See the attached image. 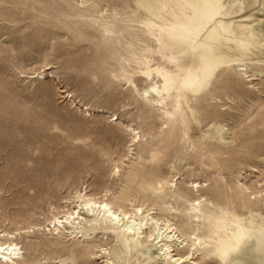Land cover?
Masks as SVG:
<instances>
[{"label": "rangeland", "instance_id": "obj_1", "mask_svg": "<svg viewBox=\"0 0 264 264\" xmlns=\"http://www.w3.org/2000/svg\"><path fill=\"white\" fill-rule=\"evenodd\" d=\"M180 9L177 17H195ZM128 14L154 16L146 0H0V231L9 234L0 243L21 248L3 264H120L113 250L140 264L137 251L121 252L117 229H55L53 216L77 210L81 194L128 213L142 207L178 230L186 220L207 241L209 215L196 221L195 201L228 225L253 212L264 222V46L248 28L256 16L228 28L213 21L233 38L220 46H233L230 61L208 86L156 101L142 96L133 57L148 32L135 20L126 27ZM142 240L157 250L148 233ZM140 261L166 264L164 255ZM193 261L224 264L208 249Z\"/></svg>", "mask_w": 264, "mask_h": 264}, {"label": "bare ground", "instance_id": "obj_2", "mask_svg": "<svg viewBox=\"0 0 264 264\" xmlns=\"http://www.w3.org/2000/svg\"><path fill=\"white\" fill-rule=\"evenodd\" d=\"M146 2H149L150 11L154 16L150 15L143 21L141 14L126 16L128 21L126 27L130 28L129 22L135 20L140 28L144 27L148 32L149 44L147 43L146 47L140 46L143 55L136 57L132 54L139 59L136 72L147 84V87L142 89V96L145 98L163 101L175 87L181 95L183 91L195 93L209 85L214 72L230 61L227 57L232 53L231 51L235 52L232 45H227L230 49L220 48L226 44L222 36L227 35V41L233 38L226 30L211 29L209 25L213 21H218L228 28L232 26L233 19L250 20L251 17L256 16L255 26L251 25L248 28L253 27L255 36L261 38L264 46V17L258 16L259 12L264 13V0H146ZM181 6L191 10L195 17L191 20L182 16L177 17L178 14L183 13ZM170 13L175 15L169 16ZM232 14L235 16L231 17ZM129 31L126 32V41L129 51H134L135 41L133 38L128 39ZM248 39L251 41L250 36ZM237 42L239 46L242 45L240 38ZM179 47L183 53L189 55L187 59L182 60L180 55L174 53V49ZM144 50L152 52L148 54L144 53ZM164 50L168 52L163 54ZM221 82L224 83V79ZM222 137L224 138L223 133ZM76 204L77 210L74 207L73 210L68 209L63 217H59V214L53 216L51 224L54 223L55 229H59L58 224L67 229L66 223L70 225L71 234L76 233L83 224H89L90 230L97 229L98 225H105V229H117L116 236L122 244L121 252L137 251L139 253L137 260L140 264L141 259L149 261L157 255H164L166 264H186L200 249L204 251L208 249V253L217 255L224 264H264V222L256 221L258 216L262 215L259 212H253L250 219L235 217L233 224L228 225L225 217L217 214L215 209H206V205L201 201L195 208L196 201L193 202V209L198 211L193 214L196 221L204 216L203 213L210 217L209 219L207 217L209 220L207 227L211 232L212 240L207 241L188 229L190 228L188 221H182L186 229L178 230L170 221L163 223L157 218H149L148 214H144L142 207L136 208L134 213H128L115 208L105 199L85 197L82 194L79 195ZM145 229H148L147 232ZM178 231L182 233L184 239L177 234ZM1 233L0 231V236L9 237V234L4 232L1 235ZM147 233L149 241L157 246L155 252L142 240ZM20 249L15 242L0 243V259L6 261L20 259ZM81 251L82 255L87 254L86 250ZM174 251L176 253H173ZM112 253L120 264H125L122 262L123 256L116 254L115 250ZM0 264H3V261Z\"/></svg>", "mask_w": 264, "mask_h": 264}]
</instances>
